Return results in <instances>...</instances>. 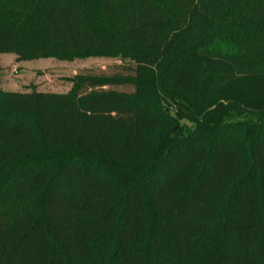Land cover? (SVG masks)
Listing matches in <instances>:
<instances>
[{"label":"trees","instance_id":"16d2710c","mask_svg":"<svg viewBox=\"0 0 264 264\" xmlns=\"http://www.w3.org/2000/svg\"><path fill=\"white\" fill-rule=\"evenodd\" d=\"M0 54L126 62L0 89V264H264V0H0Z\"/></svg>","mask_w":264,"mask_h":264},{"label":"rangeland","instance_id":"374dc122","mask_svg":"<svg viewBox=\"0 0 264 264\" xmlns=\"http://www.w3.org/2000/svg\"><path fill=\"white\" fill-rule=\"evenodd\" d=\"M1 54L0 89L18 92L66 93L72 83L70 79L75 74L88 73L96 75H112L123 71L126 62L107 57L78 58L73 61H60L56 58H41L20 61L15 55ZM118 91H129L123 86L106 87ZM180 125L191 124L185 120L179 121Z\"/></svg>","mask_w":264,"mask_h":264},{"label":"crops","instance_id":"0c3cea01","mask_svg":"<svg viewBox=\"0 0 264 264\" xmlns=\"http://www.w3.org/2000/svg\"><path fill=\"white\" fill-rule=\"evenodd\" d=\"M12 56H13V54L10 55V58H11ZM1 57H2V56H1V54H0V60H1ZM0 66L3 67V66L1 65V62H0ZM2 90H5V91H13V90H8V89H3V88H2Z\"/></svg>","mask_w":264,"mask_h":264}]
</instances>
